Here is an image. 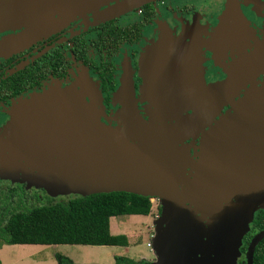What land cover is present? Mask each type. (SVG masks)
<instances>
[{
    "label": "water",
    "instance_id": "water-1",
    "mask_svg": "<svg viewBox=\"0 0 264 264\" xmlns=\"http://www.w3.org/2000/svg\"><path fill=\"white\" fill-rule=\"evenodd\" d=\"M154 1L0 0V34L22 30L0 42V57L89 13L106 22ZM243 17L239 1L228 0L221 29L230 25L229 33L216 32V38L231 44ZM160 46V58L147 53L141 69L146 86L161 93L146 117L127 72L115 99L121 117L115 127L102 120L103 98L91 81L80 89L51 88L14 106L11 121L0 130V179L53 198L127 192L158 199L163 210L155 221L151 264H238L248 230L242 216L249 211L239 202L242 181L254 182L257 164L264 163V143L255 132L264 112V84L234 97L264 68V44L236 63L226 84L216 86L203 80L195 61L198 47L181 40ZM226 105L232 109L214 123ZM201 132L203 158L194 181L186 141ZM194 183L200 197L192 193ZM263 239L264 230L252 240L246 264H254Z\"/></svg>",
    "mask_w": 264,
    "mask_h": 264
},
{
    "label": "flooded vegetation",
    "instance_id": "flooded-vegetation-1",
    "mask_svg": "<svg viewBox=\"0 0 264 264\" xmlns=\"http://www.w3.org/2000/svg\"><path fill=\"white\" fill-rule=\"evenodd\" d=\"M227 1L156 0L106 22L97 21V18L89 13L86 17L71 21L47 37L8 52L0 57V130L11 121L13 107L21 101L30 100L34 95L44 94L55 87L76 86L80 89V84L85 81H91L98 87L103 98L105 115L110 118L111 111L115 109L114 96L121 87L126 72L131 73L139 109L146 117L150 103L155 97L153 93L159 92V89L158 87L148 89L154 85L146 86L141 69L145 55L147 53L153 55L159 51L165 39L169 42L177 40L191 44L196 42L198 44L196 60L201 74L204 72L207 83L219 84L226 81L230 70L240 59L236 48L231 47L230 44L226 46L224 40L222 41L225 47H218L214 37L221 26L220 18ZM238 1L244 18L257 33V38L264 40V0ZM147 6L154 9L155 15L152 18L147 17L145 12ZM127 19H130V22H127ZM21 32L22 30H17L0 34V42ZM263 82L264 68L255 74L250 83L242 87L239 94L234 97L235 100L244 97V93L254 86L262 87ZM116 106L120 107L118 104ZM231 109L230 105L224 106L220 114L215 119L213 117L214 123ZM260 113L256 123L261 126H256L255 132L261 137L259 142L264 143V114H262L264 112L260 111ZM106 117L102 120L104 121ZM104 122L115 126L111 121ZM204 131H210V128L204 127ZM204 141L205 136L202 132L186 141L193 163V169L188 171H192L194 181V175L198 170L197 164H200L203 158ZM263 165V161L257 164L258 175L254 182L249 179L242 181L244 190L240 193L239 202L243 211L245 208L249 211L242 216L248 223V230L242 239L239 264H246V254L252 240L264 230ZM20 188L32 196L37 194L40 198L47 194L44 190L27 189L24 184H13L8 180L0 179V207L8 197V192L22 191ZM192 193L196 197L201 196L195 183ZM158 201L157 208L161 207L162 212L161 201ZM193 208L196 209L195 206ZM161 212L158 213L159 216Z\"/></svg>",
    "mask_w": 264,
    "mask_h": 264
},
{
    "label": "trees",
    "instance_id": "trees-1",
    "mask_svg": "<svg viewBox=\"0 0 264 264\" xmlns=\"http://www.w3.org/2000/svg\"><path fill=\"white\" fill-rule=\"evenodd\" d=\"M145 8L147 17L152 18L154 9L151 6ZM20 189L22 191L8 192L0 207V241L7 245L127 246L126 236L111 234V219L149 216L157 207L151 198L127 192L54 198L45 193V197L40 198ZM57 257L59 264H75L68 257ZM116 264L151 262L117 257ZM254 264H264V240L255 252Z\"/></svg>",
    "mask_w": 264,
    "mask_h": 264
},
{
    "label": "rangeland",
    "instance_id": "rangeland-1",
    "mask_svg": "<svg viewBox=\"0 0 264 264\" xmlns=\"http://www.w3.org/2000/svg\"><path fill=\"white\" fill-rule=\"evenodd\" d=\"M129 20L130 19H127L126 21L130 22ZM240 22L242 31L235 34L233 38H230L231 44H229L231 47L236 48L235 50L239 52V57L241 59L255 52L259 46L263 44L264 40L257 38V33L244 17ZM229 27L230 25H226L225 29L222 30L220 26L217 32H219L221 36H223L222 34L227 36ZM214 37H216V35H214ZM117 93L114 96L115 109L111 111V119L107 117L104 118V121L107 122L111 120V122L115 123V126L121 124V117L118 114L120 107L117 108L115 103ZM109 125L115 127L113 124ZM151 202H154L155 205L159 203L155 198H151ZM158 208L154 207L151 214L145 217L119 216L111 219V234L115 236H126L127 246L7 245L0 241V264H59L57 256L68 257L72 259L75 264H116L117 257L130 258L135 261L147 260L151 263L155 262L156 258L153 248L148 245H153V239L155 238L154 226L157 220L156 215L159 213Z\"/></svg>",
    "mask_w": 264,
    "mask_h": 264
},
{
    "label": "crops",
    "instance_id": "crops-1",
    "mask_svg": "<svg viewBox=\"0 0 264 264\" xmlns=\"http://www.w3.org/2000/svg\"><path fill=\"white\" fill-rule=\"evenodd\" d=\"M227 3H228V1H227ZM227 3H226V5H227ZM225 10H226V6H225ZM224 10V11H225ZM216 35V34H215ZM228 36V35H227ZM217 37V36H216ZM222 40H224L225 41V38L224 37H218V38H216V44H217V46L218 47H222V48H224L225 46L223 45V42L224 41H222ZM184 41V40H183ZM197 41H198V39H197ZM168 42V41H167ZM185 42V41H184ZM165 43H166V39H165ZM187 43V42H186ZM187 44H191V43H187ZM193 45H195V47L197 48L198 47V44L195 42H193L192 43ZM201 46V45H200ZM161 52L162 51H156V53H154L153 55L155 56L154 58H160V55H161ZM195 53H196V56L198 57V49L197 50H195ZM196 57V58H197ZM196 62H197V60H195ZM239 61V60H238ZM237 61V62H238ZM236 62V63H237ZM198 66H199V64H198ZM235 66V65H234ZM203 77H204V81H205V83L208 85V86H216V85H218V84H209V83H207V81H206V78H205V75H204V72H203V74H201ZM185 79H189L188 78V76H186V78ZM228 79H229V77H228ZM228 79L226 80V81H228ZM226 81H224V82H222V83H219V84H226L227 82ZM134 82V81H133ZM155 86V85H154ZM156 87V86H155ZM157 89H159V88H157ZM154 95H157V94H161L160 92H155V93H153ZM192 112V111H191ZM192 114H193V112H192ZM198 114V113H197ZM215 119V118H214ZM155 206H157V205H155ZM112 227V226H111ZM114 227H117V226H114ZM111 229V228H110Z\"/></svg>",
    "mask_w": 264,
    "mask_h": 264
},
{
    "label": "built area",
    "instance_id": "built-area-1",
    "mask_svg": "<svg viewBox=\"0 0 264 264\" xmlns=\"http://www.w3.org/2000/svg\"><path fill=\"white\" fill-rule=\"evenodd\" d=\"M153 203H154V202H153ZM158 217H159V215L157 214V215H156V218H158ZM148 246L151 247V245H148Z\"/></svg>",
    "mask_w": 264,
    "mask_h": 264
},
{
    "label": "clouds",
    "instance_id": "clouds-1",
    "mask_svg": "<svg viewBox=\"0 0 264 264\" xmlns=\"http://www.w3.org/2000/svg\"><path fill=\"white\" fill-rule=\"evenodd\" d=\"M151 248H152V245H151Z\"/></svg>",
    "mask_w": 264,
    "mask_h": 264
}]
</instances>
